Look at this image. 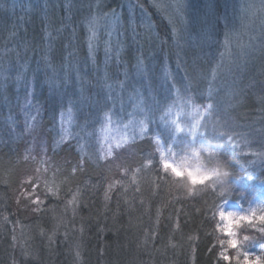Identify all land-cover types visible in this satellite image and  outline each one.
<instances>
[{
  "label": "trees",
  "instance_id": "1",
  "mask_svg": "<svg viewBox=\"0 0 264 264\" xmlns=\"http://www.w3.org/2000/svg\"><path fill=\"white\" fill-rule=\"evenodd\" d=\"M47 1L23 18L21 58L0 73V264H231L217 210L264 192V0L241 12L208 0L194 43L149 0H137L135 17L106 0L104 10L120 9L123 39L106 69L100 49L89 55L85 5L58 12ZM204 26L212 35L200 41ZM121 87L138 107V135L113 143ZM202 140L234 171L225 203L211 190L185 196L163 169L161 144L174 154ZM243 232L264 248L258 231Z\"/></svg>",
  "mask_w": 264,
  "mask_h": 264
},
{
  "label": "rangeland",
  "instance_id": "2",
  "mask_svg": "<svg viewBox=\"0 0 264 264\" xmlns=\"http://www.w3.org/2000/svg\"><path fill=\"white\" fill-rule=\"evenodd\" d=\"M106 0H78V3L81 4L80 6L85 5V13L83 14V19L87 22V41H88V51L89 55L92 58L93 52L94 54H97L98 50L101 51V56L103 57V64H105L103 67L106 69V66L111 61L110 59L118 57V54L122 51V40L119 36L120 32L118 31L119 28H121L122 25L119 22V13L120 9H103L101 7V4L104 3ZM152 4L155 5V7L162 11L167 19H171L175 22L176 26L178 27L179 32L182 33L184 41L187 40L188 43H194V40H196V35L192 32L196 30L197 26H203L206 24V13H208L206 8V2L208 0H180V3L177 4L176 0H149ZM251 0H228L227 3V10L234 12L241 10L245 11L247 6H250L251 3L249 2ZM0 4V13H3L5 17H7L10 21V23H4L0 25V62L3 60V63L5 62V59L7 63L5 66L0 67V73L2 71H5L10 61H19V51L17 45V41L20 40V33H21V25H23L24 28V20L23 18L31 12H34L33 10V4L37 2V0H27L26 1V7H23V3L18 5V0H1ZM74 0H48L47 5L49 8H52V10L60 11L62 9V6H70L72 7V3ZM244 2V3H243ZM128 8L129 12L135 17L137 15V11L139 9V3L137 0H121V6ZM120 6V7H121ZM206 8V9H205ZM179 9V10H177ZM201 9V15H199V11ZM212 14V13H211ZM258 16V15H256ZM21 17V18H20ZM141 19L146 18V20H143L144 23V33H149V36L153 35L155 36V29L152 27L153 25L149 22L145 13H141L140 15ZM261 17V16H260ZM17 18V20H16ZM200 24V25H199ZM210 25H213L211 22ZM208 26V25H206ZM135 26L134 28H136ZM62 30V27L59 28V30ZM177 30V28L175 27ZM207 29V27L198 28V32L202 35L199 36L200 41H206L208 39L209 35H212L210 33V30H208L206 33L204 32ZM56 30V29H55ZM59 31L60 34H62V31ZM184 30H190L191 36H187ZM155 32V33H154ZM209 33V35H207ZM216 42V41H215ZM93 44L94 48L92 51L89 49V44ZM100 53V52H99ZM98 53V54H99ZM117 55V56H116ZM116 56V57H114ZM65 60L68 61H89L87 58H82L79 60H73L69 56L65 57ZM113 62V61H112ZM108 67V66H107ZM119 96L114 99L113 107L116 108V111L119 115H123V118H121V121L118 122V128L114 129L113 127L108 126V132L111 128H113V132L110 133L111 135V142L117 143L119 140L127 142L133 138H136L138 133L136 130V111L138 110V107H136L132 102L126 98L122 97V87L118 88ZM107 93L112 95V91H106ZM111 106V103H110ZM176 126L179 129V131L183 132L188 130L187 126L183 124L182 121L177 120ZM136 130V131H135ZM201 147L202 148H210L213 149L212 145L208 143L207 141H201ZM163 151L165 153H169L166 146L164 144H161L160 151ZM162 159V158H161ZM38 199V198H37ZM37 201V200H36ZM39 201V200H38ZM256 203H262L264 204V192L259 194L256 199L249 205H254ZM248 206H244L241 203L235 202V201H228L224 205V210H235V211H243ZM246 227H243L241 229L244 231ZM250 229V228H249ZM244 233V232H243ZM249 250L252 252H255L256 254H259L261 251H264V248L261 246H252L249 244Z\"/></svg>",
  "mask_w": 264,
  "mask_h": 264
},
{
  "label": "clouds",
  "instance_id": "3",
  "mask_svg": "<svg viewBox=\"0 0 264 264\" xmlns=\"http://www.w3.org/2000/svg\"><path fill=\"white\" fill-rule=\"evenodd\" d=\"M218 155L210 148L196 147L188 152L174 154L160 151L163 169L171 175L175 186L191 197L203 191L211 190L222 203L234 194L232 181L234 171L222 160H213ZM217 239L223 245L221 256L231 264H264V251L259 254L249 250V244L255 241V235L241 234V228L247 227L264 236V204L256 203L243 211L217 210ZM232 251L229 256L228 252Z\"/></svg>",
  "mask_w": 264,
  "mask_h": 264
},
{
  "label": "snow or ice",
  "instance_id": "4",
  "mask_svg": "<svg viewBox=\"0 0 264 264\" xmlns=\"http://www.w3.org/2000/svg\"><path fill=\"white\" fill-rule=\"evenodd\" d=\"M176 2H177V4H179V3H180V0H176ZM177 10H179V9H177ZM225 43H226V45L228 44L227 39H226ZM93 48H94V45L90 43V44H89V49H90V51H92ZM93 56H94V52H93Z\"/></svg>",
  "mask_w": 264,
  "mask_h": 264
}]
</instances>
